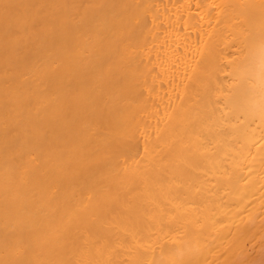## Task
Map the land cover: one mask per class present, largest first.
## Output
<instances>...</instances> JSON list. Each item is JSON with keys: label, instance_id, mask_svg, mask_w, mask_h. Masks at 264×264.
<instances>
[{"label": "bare ground", "instance_id": "1", "mask_svg": "<svg viewBox=\"0 0 264 264\" xmlns=\"http://www.w3.org/2000/svg\"><path fill=\"white\" fill-rule=\"evenodd\" d=\"M0 264H264V0H0Z\"/></svg>", "mask_w": 264, "mask_h": 264}]
</instances>
